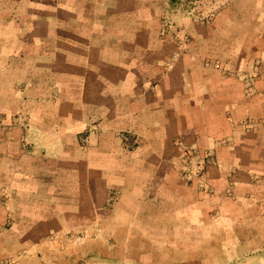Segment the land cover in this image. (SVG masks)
<instances>
[{
	"label": "crops",
	"instance_id": "crops-1",
	"mask_svg": "<svg viewBox=\"0 0 264 264\" xmlns=\"http://www.w3.org/2000/svg\"><path fill=\"white\" fill-rule=\"evenodd\" d=\"M168 3L0 0V264L107 226L113 263L264 264V0L182 48ZM185 150L216 161L185 176Z\"/></svg>",
	"mask_w": 264,
	"mask_h": 264
},
{
	"label": "rangeland",
	"instance_id": "rangeland-1",
	"mask_svg": "<svg viewBox=\"0 0 264 264\" xmlns=\"http://www.w3.org/2000/svg\"><path fill=\"white\" fill-rule=\"evenodd\" d=\"M233 1L234 0H169L168 14L167 18L165 19L167 29L173 33L178 46L180 48L185 47L179 43L180 32L185 30V32L189 36V43L191 42V36L187 32V27L183 20L208 23L213 20L219 13H221L225 6ZM189 43L187 45H189ZM91 133L92 131L87 135L82 136V138L87 137L89 139ZM87 143L88 140L85 144H82L86 145ZM193 152L197 156V152L195 150ZM192 162L193 163H185L186 165L183 164L182 173H184V175L185 167L186 169L190 170V172L196 171V166L198 164L197 162H195V160H193ZM194 162L196 164H194ZM111 229V226L104 227L103 230L99 227H93L89 228L87 231L74 234L70 237L71 242L60 244L61 247L59 246V250L57 251L72 254V256L75 257L71 261L72 264H126V258L116 259V262L113 263L111 254L114 252V250L119 251L120 254L125 253V256L127 255V251H125L126 248L124 249V251L117 250V247H119V245L117 243H112ZM116 229L117 234L118 228ZM99 234L104 238L105 241L101 242V244L98 243L97 246L96 235ZM125 245V243L121 244V248L125 247ZM97 251L100 254L104 255L102 261L97 260ZM224 260L226 261V264H238L240 262V260H230L226 258Z\"/></svg>",
	"mask_w": 264,
	"mask_h": 264
},
{
	"label": "built area",
	"instance_id": "built-area-1",
	"mask_svg": "<svg viewBox=\"0 0 264 264\" xmlns=\"http://www.w3.org/2000/svg\"><path fill=\"white\" fill-rule=\"evenodd\" d=\"M179 43L183 46H186L189 43V36L185 32V30L180 32ZM244 125L248 129H251V127H252V125L249 122H244ZM87 140H88L87 137L82 138V143L85 144L87 142ZM193 151L194 150H185V153L183 155V160H184L183 164L193 163L192 161L195 160L194 158H196V155L194 154ZM215 161L216 160L212 155H210V154L206 155L204 158L200 159L199 162H197L198 165L196 166L197 169L195 172H190V170L186 169V167H185V175L188 177L202 175L204 173L205 169L207 168V166L214 164Z\"/></svg>",
	"mask_w": 264,
	"mask_h": 264
}]
</instances>
